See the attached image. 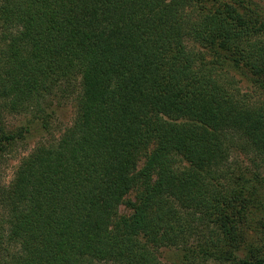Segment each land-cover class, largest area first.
I'll use <instances>...</instances> for the list:
<instances>
[{"label": "trees", "instance_id": "trees-1", "mask_svg": "<svg viewBox=\"0 0 264 264\" xmlns=\"http://www.w3.org/2000/svg\"><path fill=\"white\" fill-rule=\"evenodd\" d=\"M68 103L0 179V264H264L263 3L0 0V158Z\"/></svg>", "mask_w": 264, "mask_h": 264}, {"label": "rangeland", "instance_id": "rangeland-1", "mask_svg": "<svg viewBox=\"0 0 264 264\" xmlns=\"http://www.w3.org/2000/svg\"><path fill=\"white\" fill-rule=\"evenodd\" d=\"M264 4V0H255ZM188 44L191 47H194V50L202 51L205 55V58L208 62L216 63L218 59L226 56V53L217 50L220 54L214 52L212 48H204L201 45L196 44L191 39H187ZM217 64V63H216ZM219 79L226 86L229 85L230 88L237 89L240 92H250L251 88V80L248 74H240L235 72H226L222 71ZM233 92V91H232ZM75 115V108L73 104H66L60 107L53 118L52 127L50 129V133H47V136L43 132L41 135L30 136L27 137L23 141H18L15 144H11L5 147L2 157L0 158V179L7 184L12 183L17 168L21 162V159L28 156L29 153L35 148V146L42 141H48L54 138V136H58L63 128L71 124L73 121V117ZM18 118L15 116H10L9 121L12 124L18 123ZM144 158H142L139 162V166L143 164ZM140 187L134 188L127 195L126 199L136 200V195ZM132 209H130L126 204L122 203L118 208V214H130ZM161 257L164 262H170L174 257L173 249H163L161 251Z\"/></svg>", "mask_w": 264, "mask_h": 264}]
</instances>
